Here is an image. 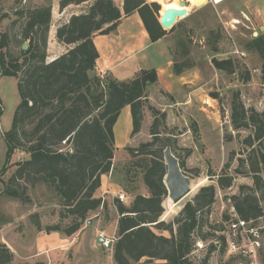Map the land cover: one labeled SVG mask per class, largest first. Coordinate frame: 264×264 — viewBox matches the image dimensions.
Returning a JSON list of instances; mask_svg holds the SVG:
<instances>
[{
    "label": "trees",
    "instance_id": "16d2710c",
    "mask_svg": "<svg viewBox=\"0 0 264 264\" xmlns=\"http://www.w3.org/2000/svg\"><path fill=\"white\" fill-rule=\"evenodd\" d=\"M87 1L59 0L58 5L62 10L68 5ZM122 2L120 10L113 0H93L85 12L73 14L67 22L57 26L56 40L71 47L48 62L46 46L50 4L29 9L23 14L20 34L22 39L28 40V48L20 49L18 55L8 52V34L0 33V76L15 77L19 95L11 126L3 134L6 156L1 171L11 164L14 154L25 155L13 163L14 170L3 183L0 196L30 203L29 188L43 185L51 190L58 199L60 221L66 223L59 221L42 228L38 214H31L35 228L46 234L59 232L71 237L81 229L91 213L100 207L107 208L106 202L95 192L101 186V175L113 169V127L121 109L129 106L132 120L130 136L140 131L147 102L145 88L147 83L157 81L154 69L141 70L135 78L126 81L95 72L98 51L92 37L114 31L123 15L137 12L151 42L166 34L158 21L165 7L160 9L155 1ZM249 48L255 49L262 59L261 77L264 79V36L253 38ZM211 63L218 70L229 74L234 72L229 58H212ZM186 67H189L186 60L183 63L174 61L173 73L178 75ZM147 107L153 116L149 127L151 140L126 147L130 156L126 174H130V168L139 172L147 194H135L129 204L118 197L113 199L118 214L116 240L112 247L113 262L208 264L214 250L219 247L220 253L226 250L225 236L216 234L223 231V227L211 225L204 230V226H207L210 208L216 199V186L225 189L232 185L234 176L226 172L229 163L216 176V186H201L171 221L160 220L163 204L166 212L173 204L166 198L163 182L165 147H170L183 171L185 164L175 155L174 143L161 136L163 129L160 127H164L165 113L152 105ZM230 123L234 129L251 130L243 140L250 150L245 159H239L234 173L252 174L254 188L240 185L239 192L229 198L237 218L253 222L264 216V208L256 194L264 188V109L259 112L253 107L245 108L236 92L231 100ZM229 220L231 218L223 214L221 223ZM197 241L206 242L208 246L201 258L194 259L192 253ZM13 255L4 243H0V264H13Z\"/></svg>",
    "mask_w": 264,
    "mask_h": 264
},
{
    "label": "rangeland",
    "instance_id": "374dc122",
    "mask_svg": "<svg viewBox=\"0 0 264 264\" xmlns=\"http://www.w3.org/2000/svg\"><path fill=\"white\" fill-rule=\"evenodd\" d=\"M55 1L0 0V33L8 34L9 53L18 55L22 44L28 43V40L22 39L20 34L24 22L23 14L29 9L51 5ZM169 1L171 0L158 2L160 9L165 7L166 10L172 8L186 11L188 7V14L185 17L178 18L171 28L165 29L169 36L167 40L172 62L183 63L186 60L189 67L184 68L183 71L198 67L200 75L195 79L191 78L189 86L177 88L174 93L165 92L157 82L147 84L146 95L152 97L150 100L147 99L144 107L140 131L133 136H130L132 128L130 107L125 106L121 109L113 127L115 150L112 177L120 184L122 190L128 191L122 201L125 204H129L137 193L147 194L139 172L130 168V174H126L127 168L130 167V156L126 147H134L141 142L151 140L149 127L153 116L147 105H152L165 113L164 127H160L163 129L161 136L164 139L169 138L170 142L174 143L175 155L184 160V172L190 179L191 189L195 187L193 192L179 202L174 212L172 211L176 203L166 196L173 204L166 212L163 204L166 198H164L162 203L164 211L160 220L171 221L201 186L209 184L216 186V176L222 172L225 164L229 163L226 172L234 176L232 185L225 189H219L216 186V199L210 208L207 226H204V230H208V226L221 225L223 231H217L216 234H223L228 239L230 223L228 221L221 223L223 214L231 219L236 218L229 197L239 192L240 185L254 188L252 174L234 173L239 165V159H245L250 150L243 140L251 133V130L250 128L234 129L230 123V113L231 100L236 92L245 108L253 107L259 112L264 109L262 59L255 49L249 48L253 38L259 35L264 36V0H219L216 3L207 0L205 5L197 6L184 0L187 2L186 6L181 8L178 3ZM255 8L259 13L254 11ZM57 18L54 12L47 34V62L71 47L59 43L49 32L61 22V18L60 20ZM119 40L120 38L117 39L118 42ZM158 46L149 47L138 52L130 61L126 60L123 65L113 71L116 77L126 81L134 77L135 69L160 65L164 67L165 57L159 53ZM184 51L188 53L184 54ZM212 58L231 59L234 72L229 74L216 69L211 63ZM171 70L172 68L167 71L172 74ZM162 81H168L167 75L161 77ZM177 84L179 81L174 82V86ZM190 92L193 93L192 100L189 99ZM0 101L2 109L0 113L1 193L3 183L8 180L14 170L13 163L24 158L22 153L14 154L11 164L3 172L1 171L6 156L3 134L10 128L19 102L15 77L0 76ZM28 194L31 198L30 203H22L4 195L0 196V243H4L13 252V264H36L37 262L42 264H114L109 258L112 249H105L96 241L98 232L116 237L114 219L118 214L114 209L109 210L108 206L105 210L98 208L83 223L82 231L76 241L70 244L65 243L61 251H50L45 249L50 239L43 241L44 245L41 244L42 237L46 233L35 228L30 215L38 214L42 228L59 222L58 199L43 185L29 188ZM256 194L264 208V188ZM60 222L66 223V221ZM251 227L255 228L256 236L241 230L235 241L242 247L248 243V238L258 240V257L264 264V216L245 226L246 229ZM163 233L167 235L166 232ZM197 242L200 246L196 244L192 253L194 259L201 258L208 246L206 242ZM219 248L210 254L208 264H248V258L242 254H229L227 248L224 253H220ZM41 251L43 255H39ZM106 257L109 258V263L104 262Z\"/></svg>",
    "mask_w": 264,
    "mask_h": 264
},
{
    "label": "crops",
    "instance_id": "0c3cea01",
    "mask_svg": "<svg viewBox=\"0 0 264 264\" xmlns=\"http://www.w3.org/2000/svg\"><path fill=\"white\" fill-rule=\"evenodd\" d=\"M92 1L93 0H88L87 2L81 3L79 5L71 4L60 10L58 5L59 0H56L51 4V17H53L54 12H56L59 20L61 18V22L57 25L59 26L62 23L67 22L71 15L85 12ZM113 1L117 5V7L120 10H122L123 0H113ZM146 1L152 2L149 0ZM215 1H219V0H215ZM187 2L190 3L189 0H187ZM206 3L207 2H205L202 5H205ZM254 11L259 13L257 8H255ZM187 14H188V7L185 11V14H183L184 15L183 17H185ZM57 26L50 29L49 31L50 34L53 35V37H55V31ZM134 33H137V35H134ZM168 37L169 36L165 34L157 41L151 42L137 12H133L129 15H123L120 18L119 23L114 31L103 35L94 34L92 37L94 45L98 51V58L96 60L95 72L100 75L107 74L111 76L113 79L120 80L119 77H116V75L113 72L117 67L123 65V63H125L126 60L130 61V59L134 58V56L137 55L138 52H141L149 47L159 45L158 46L159 53L164 55L166 61L164 67L160 65L156 67L144 68L139 70L135 69L133 78H135L140 73L141 70L154 69L157 76L156 82L167 93H174V91L177 88L183 87L184 85L189 86L191 84V78L195 79V77H198L200 75V69L198 67H192L191 69H186L185 71L181 72L178 75L173 73V62H172V58L170 57L169 43L167 40ZM118 38H120L119 42L117 41ZM171 68H172L171 70L172 74H170L167 71ZM164 75H167L168 81L161 82V77ZM173 81L174 82L179 81V84L174 86ZM192 96L193 93L190 92L189 99L192 100L191 98ZM151 97H152L151 95H148L147 99L150 100ZM22 156L25 157L24 154H22ZM112 176H113V169L109 173L101 175V186L99 187V189H97L95 194L96 196H100L106 202L107 206L109 207L108 208L109 210L114 209V211L117 214L116 208L112 201L114 198H117V194L122 193L125 196L126 192L120 188V184L116 182ZM99 210H103V208L101 207ZM117 218L118 215L114 219L115 230L117 225ZM81 231L82 229L79 230L75 234V236L72 237H65L59 232H51L42 237L41 244L44 245L43 241L46 242L45 241L46 239H50L49 242L46 243L47 247L45 249H49L50 251H54V250L61 251L60 249L65 245V243L70 244L76 241L79 238ZM42 253H43L42 251L39 252V255H43ZM109 258L111 262L114 263L112 254L109 256ZM109 258L106 257L104 262L109 263ZM99 264H105V263H99Z\"/></svg>",
    "mask_w": 264,
    "mask_h": 264
},
{
    "label": "water",
    "instance_id": "95a60500",
    "mask_svg": "<svg viewBox=\"0 0 264 264\" xmlns=\"http://www.w3.org/2000/svg\"><path fill=\"white\" fill-rule=\"evenodd\" d=\"M198 1L201 2L202 0H195L194 3L196 4ZM179 5L186 6V2L180 0ZM183 14H185V10L168 8L158 17V21L163 29H168L171 28ZM27 48L28 43H23L21 49L26 50ZM163 157L166 166L163 182L167 190V197H169L173 203H177L191 191L190 179L180 168L178 159L171 152L169 146H166L163 150Z\"/></svg>",
    "mask_w": 264,
    "mask_h": 264
},
{
    "label": "built area",
    "instance_id": "2783aa9c",
    "mask_svg": "<svg viewBox=\"0 0 264 264\" xmlns=\"http://www.w3.org/2000/svg\"><path fill=\"white\" fill-rule=\"evenodd\" d=\"M212 1H214V3L218 2L215 0ZM117 197L120 201H123V199L125 198L124 194L122 193L117 194ZM234 219L236 220L231 219L228 221V223H230L228 229V239L224 235L226 240L227 252L229 254L231 253L242 254L244 257L248 258V264H262L258 257V247H259L258 240L254 238L251 239L248 238V243L244 244L242 247L235 241L237 238V234L241 230L244 232L248 231L253 236H256L257 232L255 228L251 227V228H247L248 229L247 230L245 226L246 225L248 226L250 222H245L243 220H240L237 218V216ZM115 240H116L115 236H107L104 232H98L96 235L97 243H99L105 249H112ZM196 244L197 246H200L199 242H197Z\"/></svg>",
    "mask_w": 264,
    "mask_h": 264
},
{
    "label": "bare ground",
    "instance_id": "6f19581e",
    "mask_svg": "<svg viewBox=\"0 0 264 264\" xmlns=\"http://www.w3.org/2000/svg\"><path fill=\"white\" fill-rule=\"evenodd\" d=\"M151 1H155V2H159V3H163L164 1H166V0H151ZM190 2H192L194 5H201V4H204L205 2H206V0H202L201 2H197L196 4L194 3V1L195 0H189ZM169 2H172V3H178V6L181 8V7H183V6H181V5H179V1L178 0H171V1H169ZM183 16L184 15H182V16H180L179 18H183ZM235 21V20H234ZM232 25H233V23H232ZM197 186V185H196ZM195 189V187H193V189H191V191L188 193V194H190L191 192H193V190ZM181 201V200H180ZM179 201V202H180ZM179 202H177L176 203V208L179 206ZM176 208H174V209H176ZM173 209V210H174Z\"/></svg>",
    "mask_w": 264,
    "mask_h": 264
}]
</instances>
